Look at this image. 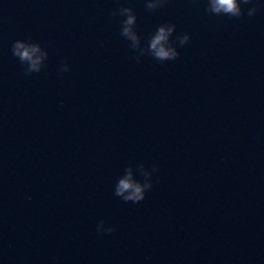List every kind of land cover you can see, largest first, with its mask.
<instances>
[{"label":"water","instance_id":"water-1","mask_svg":"<svg viewBox=\"0 0 264 264\" xmlns=\"http://www.w3.org/2000/svg\"><path fill=\"white\" fill-rule=\"evenodd\" d=\"M121 6L142 46L165 23L190 41L137 62ZM204 7L0 0V264H264V10ZM28 38L48 53L31 75ZM137 164L157 171L133 204L114 185Z\"/></svg>","mask_w":264,"mask_h":264},{"label":"clouds","instance_id":"clouds-1","mask_svg":"<svg viewBox=\"0 0 264 264\" xmlns=\"http://www.w3.org/2000/svg\"><path fill=\"white\" fill-rule=\"evenodd\" d=\"M168 0H144V7L147 11H155L165 6ZM250 5V6H249ZM245 6V7H242ZM264 10V4L259 0H205L204 12L214 16H227L230 18H241L245 14L248 17L256 15L257 12ZM112 16H122L120 35L129 42V48L136 53V60L140 57L150 56L158 62L174 61L179 56L177 45L183 47L190 41L187 33L176 35V25L165 23L158 25L154 32H150L147 37L146 45L141 44V36L136 32V14L131 7L121 6L110 13ZM11 52L20 62L25 75L39 73L45 65L48 53L37 42L31 38L26 40H15L12 43ZM60 74L69 71V66L64 63L61 65ZM157 171L155 165L151 170L145 168L143 164L136 165V173L142 179H137L131 165L124 168L122 175L117 177L114 185V195L124 202L139 203L145 198V193L152 189V173ZM97 233H112L114 228L105 227L103 220L96 225Z\"/></svg>","mask_w":264,"mask_h":264}]
</instances>
